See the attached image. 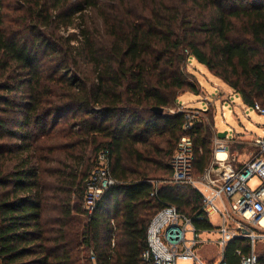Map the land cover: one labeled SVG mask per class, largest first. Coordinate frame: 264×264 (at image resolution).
<instances>
[{"label":"trees","instance_id":"trees-1","mask_svg":"<svg viewBox=\"0 0 264 264\" xmlns=\"http://www.w3.org/2000/svg\"><path fill=\"white\" fill-rule=\"evenodd\" d=\"M192 58L264 105V0H0V264H149L148 228L172 204L213 227L191 185L151 181L170 179L184 134L196 170L210 163L201 123L153 110L200 92ZM103 150L118 183L88 213Z\"/></svg>","mask_w":264,"mask_h":264},{"label":"crops","instance_id":"crops-1","mask_svg":"<svg viewBox=\"0 0 264 264\" xmlns=\"http://www.w3.org/2000/svg\"><path fill=\"white\" fill-rule=\"evenodd\" d=\"M211 74L224 82V84H226L227 86L218 87L220 92L217 98L221 100L223 106L226 100H230L233 94L237 93L243 101L244 105L252 107L246 104L242 95L237 92L231 85L225 82L222 78L214 75L212 72ZM209 81L212 82L210 78ZM199 83L200 92L198 93V95H201L206 91L202 87V83L200 81ZM214 85H218V82H215ZM181 95H183V93ZM207 98L208 95L205 94L204 100L207 101V106L204 109L189 108L187 106L186 100L182 101V104L178 103L177 100L176 106L164 110V113L170 114L184 112L186 118L188 119L187 123H185L184 126L186 130L194 127L198 123H201L203 125V129L205 130L203 135L206 137L209 143V148L211 149V160L206 169L203 172H199L194 166V178L196 182L191 186L201 193L203 197L202 209L205 211L203 217L206 216L209 220V223H211L213 227L200 229L196 226L194 218L188 216L192 219V226L188 225L187 227L186 239L188 244H191L192 240L196 239L194 253L196 257L199 258V260L196 262L193 260L184 261H189L191 262V264H217L221 261H225L229 264V262L225 260V253L228 244L236 237H243L248 239L247 241L249 245V252L246 253L244 252V249L242 247H238L235 251V254L240 257V261L242 256L250 255L252 252H256L259 256L260 264H263L262 257L264 258V216L262 217L260 223H256L250 219L243 218L239 214L233 212L232 201L230 198H228L225 194L216 196L213 194L217 187H220L224 185V183H226L232 173H236L237 171L244 168L245 165L254 157V155L258 153V148L254 144V142L255 139L259 138L260 136H256L252 139L249 138L250 134L248 133L246 127L244 128L246 130V132L244 133L239 131L236 127L232 128L231 126H229L225 111H223L222 113L223 119L220 120V123H224L227 127L220 128L219 121L216 120V114L218 113V111L216 110L215 103L208 101ZM199 103H202L201 99L199 100ZM188 113L192 115L190 116V118L187 117ZM165 139H169V137L166 136ZM160 141L162 142L163 146H166L165 142L162 141V138L160 139ZM162 172L163 170L160 168V173L162 174ZM170 175V179H153L151 181L157 188L164 183H175L172 181L173 171H171ZM256 180L257 179L252 180L254 181V183L251 184H256ZM206 196L213 199L210 208L205 201ZM217 216L220 217L219 219L221 220V223H216L214 221V218H216ZM224 227L227 229L228 233L234 234L230 239L225 238V235L223 234ZM188 233H191V238H188ZM203 233H218V238L215 240L210 238L202 239L201 235ZM178 261L179 260H177V264ZM240 261L238 264H240Z\"/></svg>","mask_w":264,"mask_h":264},{"label":"built area","instance_id":"built-area-1","mask_svg":"<svg viewBox=\"0 0 264 264\" xmlns=\"http://www.w3.org/2000/svg\"><path fill=\"white\" fill-rule=\"evenodd\" d=\"M259 114L264 115V105L256 103L252 106ZM192 116L188 113L187 117ZM257 154L244 168L232 173L224 185L217 187L213 194H225L232 201L233 212L243 218L260 223L264 216V138L255 139ZM98 164L86 179L84 207L92 213L97 201L106 188L118 183L113 175L108 150L99 153ZM195 147L190 135H184L177 143L176 150L170 159L173 171L172 181L180 184H194ZM257 179L256 184L251 181ZM209 208L213 199L206 196ZM192 226V219L179 211L175 205L164 206L153 217L148 228L149 248L143 253V259L149 264H177V260L198 261L194 253L196 239L187 243L186 231ZM240 226V223H239ZM223 234L230 239L234 234L228 233L224 227ZM264 237V235H263ZM115 240H113V245ZM217 264H228L221 261ZM240 264H260L256 252L242 256Z\"/></svg>","mask_w":264,"mask_h":264},{"label":"rangeland","instance_id":"rangeland-1","mask_svg":"<svg viewBox=\"0 0 264 264\" xmlns=\"http://www.w3.org/2000/svg\"><path fill=\"white\" fill-rule=\"evenodd\" d=\"M72 31H76V28L72 29ZM187 72H191L196 76L197 80L202 83V87L206 92L201 95H198V93L195 92L183 93V95H180L178 97V103L182 104V101L186 100L187 106L189 108L204 109L207 106V101L204 100V95L206 94L208 95L207 100L215 103L216 110L218 111V113L216 114V120L219 121L220 128L227 127L224 123H220V120L223 119L222 113L223 111H225L229 126H231L232 128L236 127L239 131L244 133L246 132V130L244 129L246 127L248 133L250 134L249 138L253 139L256 136L264 138V115L259 114L256 110L253 109V107L244 105L243 101L237 93H234L230 100H226L223 106L221 100L217 98L220 92L218 87H227L226 84L213 76L205 65L201 64L194 58L189 60V63L187 64ZM209 78L212 80V82L209 81ZM215 82H218V85H214ZM200 99L202 100V103H199ZM72 116L73 114L67 115L62 121L71 122L73 121ZM61 124L63 123H60V125ZM168 161H170V158ZM251 183H254V181H252ZM219 218L220 217L217 216L216 218H214V221L216 223H221V220ZM187 236L188 238L192 237L191 233H188ZM201 238H210L215 240L218 238V233H203L201 235ZM80 251L81 255L88 254L87 250L85 249H80ZM178 264H191V262L179 260Z\"/></svg>","mask_w":264,"mask_h":264},{"label":"water","instance_id":"water-1","mask_svg":"<svg viewBox=\"0 0 264 264\" xmlns=\"http://www.w3.org/2000/svg\"><path fill=\"white\" fill-rule=\"evenodd\" d=\"M153 110L159 114H163L165 109L163 107H153Z\"/></svg>","mask_w":264,"mask_h":264},{"label":"bare ground","instance_id":"bare-ground-1","mask_svg":"<svg viewBox=\"0 0 264 264\" xmlns=\"http://www.w3.org/2000/svg\"><path fill=\"white\" fill-rule=\"evenodd\" d=\"M263 223H264V217H263Z\"/></svg>","mask_w":264,"mask_h":264}]
</instances>
